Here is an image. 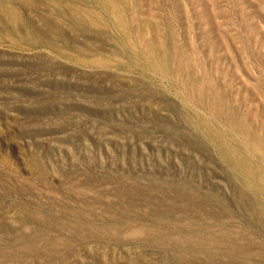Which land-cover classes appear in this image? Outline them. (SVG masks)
<instances>
[{
  "label": "rangeland",
  "instance_id": "374dc122",
  "mask_svg": "<svg viewBox=\"0 0 264 264\" xmlns=\"http://www.w3.org/2000/svg\"><path fill=\"white\" fill-rule=\"evenodd\" d=\"M0 264H264V0H0Z\"/></svg>",
  "mask_w": 264,
  "mask_h": 264
}]
</instances>
